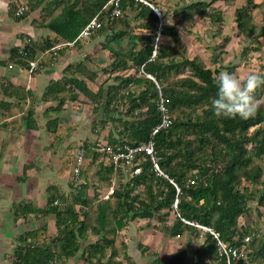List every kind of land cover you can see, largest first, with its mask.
Masks as SVG:
<instances>
[{"label":"trees","instance_id":"trees-1","mask_svg":"<svg viewBox=\"0 0 264 264\" xmlns=\"http://www.w3.org/2000/svg\"><path fill=\"white\" fill-rule=\"evenodd\" d=\"M150 1L159 5L158 0ZM218 1L233 0H196L183 5L181 11L184 16L193 10L208 13L221 26L223 13L215 8ZM107 2L26 0L24 5L11 2V16L16 20L40 12L42 18L35 23L51 31L38 42L28 37L22 48L12 50V60L25 68H30V62L39 58L40 67L34 74L57 63L69 48L78 46L84 38L94 41L101 37V48L110 54L109 63L100 66L87 53L77 62L68 63L63 76L52 80L47 87L45 95L51 96L55 103L43 115L52 141V155L61 152L60 176L72 169L76 151H73L74 142L66 145L65 142L83 124L81 114L73 122L60 121L69 102L76 103L79 109L88 99L92 114H103L94 123L109 124V139L82 141L85 164L89 158L94 161L95 156L103 155V158L95 172L96 180H92L93 174L84 164L79 180L70 184L72 201L57 191L43 207L36 201L18 207L17 213L24 218L31 213L54 215L57 233L49 237L44 224L20 234L13 264H67L71 258L74 264H124L125 261L138 264L130 254L128 239L119 238V234L139 219H152L157 214L162 219L159 228L168 236L188 232L192 237L202 234L204 241L195 248L191 246L193 238L188 239L190 263L185 262L188 252L182 246L168 258L157 255L151 264H207L205 258L226 264L213 233L197 224L219 232L228 244L244 246L245 255L235 264H264V223H257L255 227L252 221L242 220L251 217L253 202L264 207V164L259 162L264 159V110H258L255 117L247 120L238 116L216 118L211 106L217 94L213 77L223 71L233 72V63L212 68L198 55L192 58L185 55L178 47L182 42L180 29L176 23H169L166 16L163 17L167 21L161 26L163 43L157 57L150 60L159 28L158 14L141 2L122 0V14L111 19V8H104ZM21 6L24 11L17 15ZM260 11L263 13L261 28L255 22ZM235 13L237 34L249 38V43L252 41L255 45L251 47L247 43L243 53L260 50L264 5L246 0ZM95 16L103 21V27L89 37L78 38ZM167 38L169 43L164 42ZM99 72H103L100 78ZM263 89L264 86L257 90V99L264 94ZM161 96L169 108L172 123L153 133L162 120ZM25 119L32 127L35 113L29 111ZM151 138L156 143L160 167L174 182L159 175L150 158L138 164L141 155H137L132 164L116 172L109 156L94 149L103 143L114 149L134 146ZM52 164L53 160L51 167ZM139 165L142 171L135 173ZM111 186L114 191L108 198L104 197L106 191L103 195L89 193L91 187L108 190ZM171 214L174 218L168 222ZM248 234L252 239L244 242Z\"/></svg>","mask_w":264,"mask_h":264},{"label":"crops","instance_id":"crops-1","mask_svg":"<svg viewBox=\"0 0 264 264\" xmlns=\"http://www.w3.org/2000/svg\"><path fill=\"white\" fill-rule=\"evenodd\" d=\"M14 1L20 2V4L25 2L24 0H0V264H13L14 247L17 246L15 243H17L20 234L34 231L46 224L48 236H54V230L48 222V218L54 217V215H48V217L31 213L24 218L17 213L19 206L31 201H36L40 207L47 205L51 197L48 195L62 190L56 183L48 184L44 188V191L48 193L47 197L44 194V200H47L44 203L40 195L43 188H36L37 183L35 182V178L40 173H46L53 168L51 167L52 141L46 129L43 112L55 102L51 96L45 95L47 87L52 80L60 79L66 65L80 60L82 54L84 56L87 53L91 54L95 63L100 66H106L110 61V54L101 48V37L94 41H88L90 42L89 48L85 47L88 42L83 39L78 46L69 48L57 63L40 69L36 74L32 73L30 68H25L12 60V50L22 48L28 37L37 41L50 35L51 31L36 25L35 19L40 15V12H34L23 20H16L12 17L11 2ZM234 2L236 0L225 2L227 8L233 9L230 14L224 9L223 23L220 28L225 33L232 25L235 29L236 9L245 4L243 2V4L234 5ZM256 2L264 5V0H256ZM262 18L263 13L260 11L255 18L259 28L263 26ZM101 75L103 72H99V78ZM68 107L69 104L66 105V110L61 116L62 123L68 113ZM76 108L78 107L76 106ZM29 111L35 113L32 127L27 125L25 119ZM33 146H36L37 150L33 149ZM27 148L31 149V156L25 153ZM21 150L23 153L20 152ZM18 164H22V174L17 169L19 168ZM15 169L17 171L14 172ZM36 195L39 196V199H34ZM5 210L8 213H4ZM30 217L38 222L36 227H29L33 223H30ZM53 219L56 227V220ZM5 224L9 225L8 231L1 229V226ZM19 226L20 229H18ZM4 244L10 245V249L3 250Z\"/></svg>","mask_w":264,"mask_h":264},{"label":"rangeland","instance_id":"rangeland-1","mask_svg":"<svg viewBox=\"0 0 264 264\" xmlns=\"http://www.w3.org/2000/svg\"><path fill=\"white\" fill-rule=\"evenodd\" d=\"M24 1L26 2V0ZM193 1L196 0L157 1L159 4L158 7L163 16L167 17L169 23H176L178 28L180 29L182 42L178 45V47L181 52L191 58L198 55L203 60V62L207 64V66H210L212 68L220 65L228 66L230 63H233V72H237L239 74H247L250 70H254L258 73L264 74V36L260 38L263 44L260 50L252 49L248 51V53H243V50L247 43H249L250 39L245 37L244 35H238L237 29L236 27L235 29H233V25L232 27H229L228 32L225 33V31H221V26L217 22L212 21L208 13L203 14L199 13V11L197 10H193L190 11L187 16L183 15V12L181 11L182 6ZM25 2L22 5H24ZM243 2L245 3L246 0H236V2H234V5H238L241 3L243 4ZM226 5L227 4H225L224 1H218L215 3V8H218V10L220 9L222 13L225 11L224 9L227 10L228 14H230L231 11L233 12V9L231 7L227 8ZM176 11H178L177 15H175ZM41 18V15H39L35 19L36 22L40 21ZM36 25L38 26V24ZM231 28L233 29V31ZM226 37L229 38L228 41H226ZM39 40H37V42ZM84 41L88 42L87 38ZM164 42L169 43L170 39L167 38V41L164 40ZM89 43L90 42L86 44V48L90 47ZM249 44L252 45L251 47H255L252 41ZM41 55H43V53ZM106 56L108 57V55ZM83 57L84 54L80 56V58ZM184 74L185 73H183L182 75ZM93 86H95V84H93ZM258 100L261 102L258 110H264V94H262V96ZM68 104V113L66 117L63 118V123L73 122L76 116L81 114L83 116V124L75 131H73L72 135L65 142V145L69 142H74L73 151H75L82 145V141L87 136V138H90L92 141L101 139L103 142H106L109 139V124L106 126H102V123H94V120L96 119H98V121L101 120L103 114L99 113L97 114V116H94L92 114L91 102L88 101V99L87 101H84L83 105L80 104L81 108L79 109L76 108V103L69 102ZM110 124L112 125L113 122H111ZM33 149L37 150L36 146ZM20 152L23 153V150H21ZM25 153L31 156V149L27 148ZM60 153L55 155L53 154L52 156L53 168L49 169V171H47L46 173H40L37 178H35V182L37 183L36 188H43V191L41 190L40 195L42 196L44 203H46L47 201L44 200V194L46 195V197L48 194L47 191H44V188H46V186L51 183L58 184V186H60V188L62 189L59 190V192L64 193L68 197L69 201H72L73 190L70 187V184H72L75 179L72 175V169H70L65 176L59 175L58 169L61 165V162L59 160ZM95 157V161L93 160L94 158L91 160L89 158V160L85 164V168L87 167V169H89L93 174L92 180H96L95 172L98 168L99 160H102L103 155H98ZM259 162L264 164V159L259 160ZM18 166L19 168L17 169L22 174V164H18ZM15 171L17 170L15 169L14 172ZM142 189L143 187L141 186L140 190ZM104 191H107V189L105 190V188H100L96 190L94 187H91L89 193L93 194L94 192H96L103 195ZM48 196H50V194ZM34 199H39V196L36 195ZM4 213L8 212L5 210ZM259 213H261L262 215H260ZM30 218V223H33H31L29 227H36L38 222H36L34 218L32 219V217ZM53 218V216H50L48 218V222L54 230L53 235H55L57 233V229L55 227ZM168 218L169 219L167 221L172 222L174 215L171 214ZM242 220L244 222L246 221L247 223L249 221H252V226L255 227L258 226L257 223L262 225L264 223V207L258 204L257 201L253 202L251 205V217H243ZM5 221H7V219H5ZM161 222L162 219L159 214H157L155 218L152 219H139L137 222L130 224V227L126 231H124L123 234H119V238L126 237L128 239L129 251L133 261L137 262L138 264H151L152 261L157 257V255L160 257L168 258L173 255L180 247L184 246L188 252L185 262L190 263L191 259L189 252L191 247H189L187 241L189 238H193V240L191 239L193 241L191 246L196 248L204 241L202 234L192 237L190 233L185 232L181 236L170 237L162 230H160L159 226L161 225ZM8 227L9 225L5 224L1 226V229L8 231ZM18 229H20V226L18 227ZM89 238H93L92 234L89 235ZM16 244L17 243H15V245ZM142 245L145 246V248H141ZM7 248L10 249V245L4 244L3 250ZM249 257L250 253H248L245 259L248 260ZM105 260L106 258H104V261ZM205 260L207 264H216L214 262H211V259L205 258ZM67 264H74V259L71 258ZM124 264H128V262L125 261Z\"/></svg>","mask_w":264,"mask_h":264},{"label":"built area","instance_id":"built-area-1","mask_svg":"<svg viewBox=\"0 0 264 264\" xmlns=\"http://www.w3.org/2000/svg\"><path fill=\"white\" fill-rule=\"evenodd\" d=\"M137 2H141L143 4H146L154 9V11L158 14L160 21H159V28L156 30L157 36L155 39V44H154V49L152 56L150 60H153L157 57L159 48L161 47L163 43V38L161 34V26L167 21L163 17V14L161 13L160 9L158 6H156L154 3H152L150 0H135ZM122 0H108L107 4L105 5L104 8H111L110 11V18L113 19L116 16H119L122 14V8H121ZM24 11V7L21 6L18 11L17 15L22 14ZM103 21L99 19L98 16H95L88 24H86L83 29L81 30L78 38H84V37H89L95 30L100 29L103 27ZM73 44V42L69 43ZM61 45H58L57 47H60ZM39 59V58H38ZM32 60L30 62V70L31 72L34 71L35 69L40 67L39 60ZM151 78H153L155 81V77L152 76L151 74H148ZM159 109L162 114V120L161 122L154 128L153 133H156L160 131L163 128H167L171 125L172 119L171 115L169 112V108L165 104L164 98L161 96L160 103H159ZM156 143L153 138H151L147 142H141L139 144H136L134 146L131 145H124L121 148L114 149L111 148L109 145L106 143L103 144H98L97 146L94 147L96 151L99 152H104L109 156V158L113 161L115 171L117 172L119 168L123 166H127L132 164L134 159L136 158L137 155H141L138 164L141 162V160L145 158H150L151 161L153 162L154 169L157 171L159 175L164 176L165 178L170 179L172 182H174L173 179H171L160 167L159 165V158L156 154ZM86 161V152L82 147H78L75 151V157H74V163L72 166V175L75 180H79L81 176V172L83 170V166ZM142 171V166H137L134 170L135 173H140ZM114 191V186H111L106 193L104 194L105 198H108L110 194H112ZM55 203H58V200H56ZM193 223V222H191ZM198 226L202 227L203 229L207 231H211L217 240V245L219 249V254L222 258L225 259L226 264H235L236 260L239 259V257L245 255L244 252V246H233L231 244H228L224 242L221 239V236L219 232L213 230L210 227L202 226L197 224ZM252 239V235L248 234L244 238V242H249Z\"/></svg>","mask_w":264,"mask_h":264},{"label":"clouds","instance_id":"clouds-1","mask_svg":"<svg viewBox=\"0 0 264 264\" xmlns=\"http://www.w3.org/2000/svg\"><path fill=\"white\" fill-rule=\"evenodd\" d=\"M217 87L211 106L216 118L247 120L255 117L260 101L256 92L264 86V74L250 70L247 74L223 71L213 77Z\"/></svg>","mask_w":264,"mask_h":264}]
</instances>
